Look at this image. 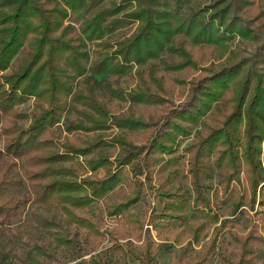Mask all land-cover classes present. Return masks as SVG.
<instances>
[{
	"label": "trees",
	"instance_id": "obj_1",
	"mask_svg": "<svg viewBox=\"0 0 264 264\" xmlns=\"http://www.w3.org/2000/svg\"><path fill=\"white\" fill-rule=\"evenodd\" d=\"M191 3L201 8L191 16L183 15L182 8ZM253 9L252 17L242 16ZM199 15L208 16L199 22ZM135 22L134 32L116 33ZM179 34L183 35L176 38ZM235 35L257 43L251 56L236 57V50H230L234 54L215 64L216 68L195 74L198 68L189 51L191 46L209 45L215 55L223 52L225 42ZM88 43L92 44V55L86 49ZM161 52L182 57L176 64L164 62L168 71L175 67L188 68V75L192 72L185 99L176 107L168 104L166 109L162 105L169 100L150 87L157 81L165 93L169 92L162 77L154 74L153 65L149 67L150 80L138 70V82L127 93L117 77L129 75L131 63H146ZM88 71L103 73L105 79L100 83L85 75ZM108 76L113 82H108ZM78 77L84 83L81 90L75 86ZM98 83L107 96L149 105L151 113L145 117L112 114L114 125L133 132L106 140L95 133L108 126L96 118L108 113L107 98L96 92ZM223 96L231 101L228 112L208 117L210 110L220 109ZM32 97L38 99L35 111L15 115L14 106ZM70 104L81 106L75 105V110L82 120L65 124L68 134L58 150L51 127L59 123ZM15 119L28 122L22 125ZM198 125L206 134L198 135L186 148L191 152L188 171L192 192L177 182L166 188L178 174L177 137L188 135ZM73 130L81 133L71 134ZM140 131L146 133L143 138ZM140 138L145 141L140 142ZM104 147H117L113 158L102 151ZM261 154L264 156V0H0V264L50 255L31 236L33 243L27 249L25 235L9 228L12 217L29 199L24 189L33 193L38 204L63 213L60 220L34 219L35 226L45 231L53 244H72L64 233L66 222L112 240L107 249L96 254L93 264H129L128 256L138 264H199L213 254L216 264H264L258 255L259 248L264 249ZM76 163L82 165L84 175L74 167ZM100 167L104 170L101 176L96 172ZM242 167L248 191L239 193L234 183L241 181ZM155 172L166 175L156 188L161 204L149 214L160 242L144 229L145 217L132 211L119 216L105 232L100 230L97 221L90 218L89 205L120 182L128 191L108 206V214H120L138 201L146 202L147 188H154ZM214 172L222 193L236 196L233 213L242 205L255 209L257 202L261 207L255 209L257 218L246 232H238L236 222L229 218L214 225L218 215L212 212L211 200L205 194L212 187L209 180ZM188 208L203 212L205 218L189 220ZM172 219L179 221L178 226ZM225 228L231 240L219 244V234ZM141 232L142 245L137 248L133 239ZM184 232L201 243V255H194V262L187 260L195 249ZM184 240L177 258L169 262L158 259L159 251Z\"/></svg>",
	"mask_w": 264,
	"mask_h": 264
},
{
	"label": "rangeland",
	"instance_id": "obj_2",
	"mask_svg": "<svg viewBox=\"0 0 264 264\" xmlns=\"http://www.w3.org/2000/svg\"><path fill=\"white\" fill-rule=\"evenodd\" d=\"M201 8V5L198 6L196 4L191 3L189 6L182 8L183 15L191 16L195 12H197ZM255 10H250L248 13H243L242 16L244 18L252 17ZM208 15H199L197 18L199 22H203L207 19ZM137 23H133L128 25L127 27L120 28L116 30V33L118 35H128L135 31ZM111 35V34H109ZM183 34L176 35L177 37H181ZM188 38V37H187ZM113 40V39H112ZM257 43L251 42L248 39H245L243 37L235 35L232 40H228L225 42V49L223 52H217L214 55V51L210 50L209 45L204 46L203 44H196L191 46L189 51H191L193 58L197 61V70L195 72L198 74H204L205 70L208 68H216L215 66L222 60L227 57L228 54L230 56L234 54L231 51H235L236 57H242V56H251L254 53L255 47ZM86 49L89 52V55H92L91 50L92 44H87ZM222 53V54H221ZM221 54V55H220ZM220 55V56H217ZM182 60V57H178L174 53L170 52H161L158 54V57L148 60L146 63H131V73L129 75H118V80L120 85L123 87L124 92L126 93L135 87V85L138 82V74L137 71L141 70L144 74V77L147 81L150 80V72L149 70L150 66H154V74H156L158 77H162L163 79V85H166L168 87L169 92L165 93L162 89V84H158L157 81H152L151 83V89L155 92H160L162 95L165 96L169 101L162 105L163 108L166 109V106L171 105L172 107H176L178 104H180L186 97L188 93V80L191 77L188 75V68H173L172 71H168L165 67L164 62H179ZM185 60V59H183ZM173 63V64H174ZM176 64V63H175ZM216 64V65H215ZM87 76H91L93 79H96L98 82H102L105 78V75L103 73L94 74L92 72L85 73ZM108 82L112 81V78L108 76ZM113 82V81H112ZM159 82V81H158ZM97 86V94L98 95H104L105 98H107V108L108 113L104 115H96V118L104 122V124H108L103 128H100L95 131L96 134H100L106 140H110L115 135L120 133H132V130H123L120 127H117L112 123V114H120V113H130L133 114L134 117H145L149 113H151V108L149 105H144L141 103L131 102L130 100L124 98H119L115 96H110L108 93V96L105 93V89L102 88L101 84ZM84 85L83 81L81 80V77H78L77 82L75 84L76 90H81L82 86ZM117 86V84H115ZM113 87V86H112ZM229 94V93H228ZM127 96V95H126ZM38 102V99L36 97H32L28 99L27 101L17 104L14 106V114H20L23 115L25 113L31 114L33 111H35V103ZM76 105V104H75ZM75 105H71L68 107V109L63 113L59 123L53 125L51 127V131L53 132V137L55 142L57 143V149H61L62 142L65 141V135L68 134V132L65 130V124L74 120H82V117L79 116L78 112L75 110ZM81 107L80 105H76V108ZM219 110H210L207 113L208 117L213 116V114L221 116L222 113L228 112L231 101L228 99V97L223 96L219 101ZM164 109V111H165ZM16 122L20 124H26L28 120L26 119H15ZM139 132V131H138ZM140 137H144L146 135L145 132L140 131ZM70 133V132H69ZM79 134L81 133L78 130H73L71 134ZM70 134V135H71ZM205 135L206 130H202L201 126L194 127L191 132L188 135L185 136H179L178 138V144H177V150L175 152L176 155H178V162L176 165V168L178 169L177 177L175 178V181L172 183H169L166 188L172 187L177 183H179L182 186V189H186L192 192V184L190 181V173L188 171L189 166V156L191 154L190 150H187L186 148L191 145L198 135ZM75 139L77 141H80L81 138L79 135L75 136ZM140 142L145 141L144 139H139ZM263 147V144H262ZM105 153H111V158L114 157L117 147H104L102 149ZM212 155V154H211ZM211 155L208 156V162L210 163ZM262 158V164L264 166V156L261 154ZM82 160V159H80ZM211 164V163H210ZM75 168L79 169L80 175H84L83 167L81 164H73ZM243 166V165H242ZM41 166L38 165L37 168H40ZM173 169V167H171ZM215 171H217V168H215ZM89 171L88 173H90ZM97 174L101 176L104 172L103 168L97 169ZM165 173H161L160 175L156 172L154 173V177L152 180V183L154 184V188H147V201L142 202L138 201L135 204L131 205L129 209H127L124 212H120V214L116 215H110L108 214L107 208L108 206L114 202L118 201L122 195V193H125L128 191V186L124 182L118 183L113 189L107 191L105 194H103L100 198L96 199L89 205V213L90 218L94 221H97L99 224L100 230L105 232V228H110L112 225H114L119 216H126L129 211L134 212L138 216L145 217V224L144 229L148 228L153 236V238L156 240V242H160L159 236H157L158 229L154 228L151 221L149 220V214L153 207L160 206V200L157 196V184L165 178ZM141 178L144 180V176H141ZM240 182L234 183V189L235 191L241 193V192H247L248 191V183L246 180V175L243 170V167L241 169L240 173ZM209 182L212 184V187L209 188L206 191V196L211 200V207L212 212L217 213L218 215V222H216L214 225H217L219 223V220L223 218H229L231 220H234L237 224L236 228L238 232H246L253 221L256 220L257 215L255 213V209L261 208L259 204L256 202L255 209H249L246 205H242L240 210L236 213L232 212V202L235 199V195H225L221 191V186L218 183V175L214 172L213 176L210 178ZM147 185V184H146ZM27 188V186H26ZM27 190V191H26ZM24 194L28 196V200L26 204L18 211V213L12 217L10 227L12 231H15L18 235H25V240H29V245L27 246V249L30 247V245L33 243L31 238L38 240V243L43 245V249L47 254H50L48 256L46 255H37L34 257V259L30 260L29 262L23 260L22 258H16L12 260L11 264H93V259L96 258V254L102 252L103 250L107 249L111 243L112 240L104 234L103 237H98L95 234L90 233L86 228L81 227L75 223L72 222H66L64 223V233H66L67 238H70L72 240V244L70 246H57L53 244L50 240V236H46L44 234L45 231H42V229L35 226V218L37 216L40 217H46V218H53L54 220H60L64 218L63 213H59V211H56L55 208L51 206H42L37 203V201L34 199L33 193L29 189H24ZM53 212H58L57 215H55ZM187 215L188 219L191 221H199L205 218V215L203 212H200L193 208L187 209ZM171 222L178 226L179 221L176 219H172ZM213 225V226H214ZM212 228V227H211ZM210 228V231H211ZM5 229H7L5 227ZM185 236V239H190L191 237L187 232L183 233ZM17 235V237H18ZM31 236V238H30ZM139 238L133 239L135 247L139 248L142 243V232L137 234V237ZM208 237H206L207 239ZM229 239L230 235L228 233V229L225 228L222 230L219 234L218 241L219 244L222 240ZM120 241L124 244V239H120ZM232 242V241H231ZM185 243V240L180 244H174L172 247L161 250L158 252V259L161 262H169L172 259L177 258L179 253V248L181 245ZM191 246L195 249L194 251H191L188 253V262H194L195 259L193 258L194 255H201V243L197 244L194 241L191 242ZM117 252V250H116ZM258 255L261 259L264 260V249L259 248ZM216 255L213 254L207 261L204 263L199 264H216ZM128 262L129 264H138V262L134 259H132L130 256H128Z\"/></svg>",
	"mask_w": 264,
	"mask_h": 264
}]
</instances>
